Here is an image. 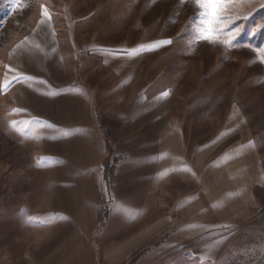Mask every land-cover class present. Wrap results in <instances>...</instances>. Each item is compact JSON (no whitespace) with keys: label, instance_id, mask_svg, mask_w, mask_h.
Masks as SVG:
<instances>
[{"label":"crops","instance_id":"1","mask_svg":"<svg viewBox=\"0 0 264 264\" xmlns=\"http://www.w3.org/2000/svg\"><path fill=\"white\" fill-rule=\"evenodd\" d=\"M54 78L47 75L51 90L57 87ZM180 91L167 88L161 97L167 105L183 104ZM66 92L60 111L59 88L48 90L39 125L29 114L22 125L15 123L25 139L44 143L35 160L45 162L39 171H47L38 173L34 211L17 214L19 225L12 228L19 231L16 238L31 239L34 249L9 241L12 264H190V255L218 264L237 246L234 232L252 227L264 214V158L235 97L229 107L227 99L220 100L215 110L205 102V115H190L184 104L160 119L157 109L166 102L159 105L160 95L152 93L154 121L114 116L123 131L112 132L108 144L87 94ZM76 104L87 121L78 126L84 128L80 135L76 128L70 132L71 145L64 148L62 122ZM107 165L113 168L109 182Z\"/></svg>","mask_w":264,"mask_h":264},{"label":"rangeland","instance_id":"2","mask_svg":"<svg viewBox=\"0 0 264 264\" xmlns=\"http://www.w3.org/2000/svg\"><path fill=\"white\" fill-rule=\"evenodd\" d=\"M41 6L51 15L50 21L41 16ZM231 14L235 17L227 28L233 36L231 50L203 42L190 48L191 0L183 5L180 0H0V84L11 81L0 92V264H12L14 252L10 255L6 246L9 241L20 248L25 245L27 251L34 249L29 245L31 239L16 238L19 231L12 228L19 225L17 214L27 208L33 212L37 205L38 173L47 169L39 171L45 162L35 158L38 146L44 143L25 139L10 124L22 125L23 115L29 114V120L39 125V117L47 111L48 90L59 88L60 111L65 108L62 97L67 90L87 94L100 135L108 144L112 132L123 131L119 121L113 122L114 116L118 120L126 117L127 122L140 115L144 124L154 121L149 102L152 93L161 97L167 88L181 87L183 104L176 100L167 105L164 97L157 100L159 105L166 102L157 109L160 119L167 112L177 114L184 104L190 107V115H205V102L215 110L222 104L220 100L227 99L229 107L230 98L235 97L251 120L264 158V63L257 55L264 49V0H247ZM181 31L186 32V49L181 54L175 52L173 42L155 50L147 47L175 40L174 35ZM201 63L203 71L197 72ZM210 67L214 73H208ZM48 74L55 77L53 90L45 87ZM79 109L76 104L73 113L69 110L68 121L62 122L64 148L71 145V131L83 132L78 126L87 118ZM74 146L82 145L75 142ZM107 167L106 175L113 169ZM110 179L107 175L106 180ZM45 189L41 186L42 192ZM78 190L83 193V186ZM254 220L252 227L234 232L232 244L237 246L227 250L231 255L218 264H264V214ZM190 259V264H206L193 255Z\"/></svg>","mask_w":264,"mask_h":264},{"label":"snow or ice","instance_id":"3","mask_svg":"<svg viewBox=\"0 0 264 264\" xmlns=\"http://www.w3.org/2000/svg\"><path fill=\"white\" fill-rule=\"evenodd\" d=\"M13 2L17 3L19 0H13ZM246 2L247 0H191L194 7V15L190 18L187 26L191 31L189 47L193 48L194 45L203 42L211 46L219 45L226 50H231L234 47L232 43L233 36L227 31L228 25L235 18L231 13ZM184 3L185 0H180L181 5ZM41 16L49 21L51 20V15L44 6H41ZM40 22L43 23V19ZM170 43H172L170 40L157 41L154 45L147 47L149 50H155L157 46H164ZM17 47H20V45H17ZM257 55L260 57V62L264 63V49L259 50ZM9 71H12V69H9ZM10 83L11 81L0 84V92H3ZM14 126L15 122L10 124V127ZM17 131L22 130L17 129Z\"/></svg>","mask_w":264,"mask_h":264},{"label":"trees","instance_id":"4","mask_svg":"<svg viewBox=\"0 0 264 264\" xmlns=\"http://www.w3.org/2000/svg\"><path fill=\"white\" fill-rule=\"evenodd\" d=\"M57 26V25H56ZM127 34H128V28H127ZM229 31V30H228ZM130 32H132V29L130 30ZM186 34V32H183V31H181V32H179V33H176V35H174V37H175V40H172V42H173V48L176 50L175 52L177 53V52H180V54L186 49V48H184V41H183V38H184V35ZM177 40H181V41H177ZM197 67H200V69L199 70H197V72H202L203 70V64L201 63V65H198ZM214 68L213 67H210V69H209V71H208V73H214ZM13 72V71H12ZM11 72V73H12ZM182 76V75H181ZM180 76V77H181ZM179 80V79H178ZM244 80V79H243ZM243 80H240V81H243ZM55 82V81H54ZM245 83H246V81H244ZM47 85H49V87H50V85H51V82L49 81L48 82V79L45 81V87L47 86ZM243 87H245V85L243 86ZM12 100H13V98H11ZM108 175H111L110 173L108 174ZM110 180H108V182H109ZM104 216H105V214H103L102 215V217H100V221H103V219H104Z\"/></svg>","mask_w":264,"mask_h":264}]
</instances>
